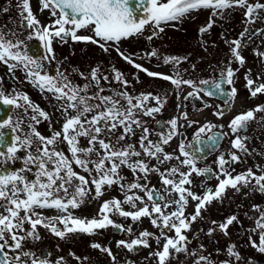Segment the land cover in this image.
Masks as SVG:
<instances>
[{
    "label": "snow or ice",
    "instance_id": "obj_1",
    "mask_svg": "<svg viewBox=\"0 0 264 264\" xmlns=\"http://www.w3.org/2000/svg\"><path fill=\"white\" fill-rule=\"evenodd\" d=\"M41 5L40 10H51L52 16L58 18L52 25H42L34 16L30 7V0H21L18 7L21 9V16L26 21L27 27L35 34L29 35V40L35 38L39 40L46 50L45 60L55 59L53 51V42L56 39L66 41L71 38L73 42H87L97 45L103 51L107 52L115 46L117 53L131 64L134 68L144 72L149 77L160 78L176 86L177 89L181 85L194 87L192 80H183L176 73L175 78L163 73H154L143 68L142 65L134 63L132 59L125 56L119 50V43L122 40L133 36L141 35L146 26H151L154 29L153 35L157 32H163L162 25L169 23L182 22L187 16L199 10H211V15L206 26L201 27V34L208 33L214 26L212 17L224 16L226 12H233L236 9H243L247 23H256L261 20L260 12H264V4L249 3V0H137L135 7L132 5V0H39ZM142 9L143 15L137 16V12ZM7 11V9H5ZM80 30H89L93 36L78 35ZM248 30L245 29V32ZM259 35L260 32L254 33ZM13 35H15L13 33ZM245 33H241L243 37ZM150 36L148 39H152ZM231 52L234 60L239 64L245 63L244 58L240 55L239 49L241 42L234 40L231 42ZM24 45V41L17 39L13 42L12 39L6 38V34L0 31V62L6 64L9 71L21 67L26 70L29 77V82L34 86H38L41 92L52 93L57 101H61L58 111L61 112L64 122L60 131L52 133L51 137L41 135L30 124V133L26 138L21 139L19 136L12 137L11 146L7 147V153L0 151V157H5L8 161H14L18 151L30 149L33 144H36L35 152H28L24 161L25 165H29L22 171L31 172L32 167L36 168L34 179L29 180L25 175L16 172L0 174V264H27L22 257L31 259V264H49L47 259H38L30 252L18 253L12 257L8 255L5 249L17 252L22 248V241L27 238L34 240L40 239L36 232L37 226H43L51 231L53 235L61 239H65L70 234H87L92 235L98 229H106L108 227L116 228L120 231L132 232V228H124L121 224H116L110 218L109 213L118 215L124 218H131L133 222L140 221L142 217L149 218L153 227L160 229V235L148 231L140 233L137 239L130 242L120 240L117 241V247L133 251L134 248L142 246L150 248V240L155 239L157 245L163 240L160 250L150 253L157 259V264H168L172 258V252H186V244L188 243L187 236L184 234L191 230V224L202 217V210L214 200H222L227 190L231 189L235 192H240L242 188H252L255 191L264 193V174L256 175L253 170L249 169L244 173L232 175L227 170L226 165L239 163L240 157L234 153L230 154V159H225L223 155L218 158L219 172L216 179L219 181L215 191L208 189L203 196L197 195L191 190L192 175L204 176L210 173V169H199L196 167L195 154L187 151V148L192 145H185L183 142L179 145V153L184 159L180 160V167H171L167 170V174L159 173L161 176V184L164 191L172 196L175 194L177 198L164 202V197L154 189H147V186L138 183H131L126 187L128 190L140 189L151 201V206L144 203L140 196L126 195L123 201L113 198L105 201L99 208L97 216L99 218H78L71 214L70 209H77L84 202V197L90 192L88 187L91 184L95 190L93 199L101 197L104 192L102 189L120 184L121 189L125 185L121 184L124 177L120 175V168L127 167L134 173L138 169L141 173L148 171L159 172L158 168H150L148 164L142 160L132 161L133 157H140L141 152L137 151L132 144H124L123 141L127 137L135 135V128L142 129V134L139 138L140 147L143 149L144 155L150 158H155L158 163L164 164L172 159L170 154L164 153L161 144L167 145L174 135L177 134V120L171 119L167 122L170 125V130L167 135L161 137L160 143H154L149 140L150 131L142 125V122L137 119V115L152 117L154 113H160L166 101L160 97H153L151 93L142 94L139 97H132L127 92H116L111 96H104L100 93L104 89L99 87L100 77L98 70L92 69L90 76L91 81L95 82L96 91L92 95L88 94V90L93 85L86 83L82 87L74 85L67 76L57 70L55 77L43 73V65L41 62L33 59L26 51L20 49ZM264 57V53H257ZM150 56H155L156 52L152 51ZM14 61L15 63H9ZM163 63H179L175 57H164ZM115 72L114 79L127 86V81L123 74L119 71ZM250 71V70H249ZM236 71L231 67L222 69L221 79L228 85H234V77ZM88 79L87 77H83ZM105 81L108 80L104 76ZM260 79V77H257ZM245 87L248 89L250 96L255 98L258 94H264V83L259 85L249 76L245 75ZM201 85H210V89L200 88L204 96L211 97L219 92L221 95H227L230 99L237 96V89L232 86L230 92L225 93L222 90V84L219 82H210L208 80L199 81ZM195 93H189L188 96H193ZM155 99L157 107H147L146 101ZM188 97H185L187 99ZM196 98L200 97L196 95ZM121 99L126 101V106L121 104ZM136 101L133 103V101ZM21 101L23 103H21ZM98 101V103H92ZM228 103V101H225ZM0 104L4 106H12L16 109L25 108L31 109L33 115L31 120L40 123L39 118L50 122V116L37 105L33 104L27 95L24 94H9L0 90ZM264 112V105H258L255 109H250L247 112L237 114L229 123L228 127L234 135L245 131L249 122L255 120L256 113ZM74 113V114H72ZM218 117L224 114L223 111L215 113ZM135 125V128H133ZM12 127L11 119H4L0 123V129ZM215 127L214 125L205 124L200 127L195 134L196 143H201L200 135L209 132ZM223 127V126H220ZM20 128L19 122L15 127H12L13 132H18ZM122 129L119 132L118 130ZM223 135H227L224 133ZM86 138L88 147H81L79 144L80 138ZM217 136L209 135L208 141L213 144L217 140ZM246 137L235 135L231 141V146L239 152L247 153L244 141ZM66 143L71 159L64 152L58 151L55 148L56 144ZM6 144L5 134L0 133V146ZM17 144L20 147H17ZM97 145L99 150L97 149ZM207 147V144L204 145ZM196 152L201 151L196 148ZM96 159L93 160L92 156ZM162 156V158H161ZM73 164L81 168L85 173H88L91 179H86L84 175L78 174L73 169ZM92 165V168H89ZM182 167H187L188 171H182ZM93 171L95 176H93ZM179 179H175V177ZM223 176V179H220ZM254 182V183H253ZM188 186V187H186ZM191 201H197L195 212L191 216H185V208ZM144 204L143 207L137 208L136 202ZM131 205L135 211H125L122 205ZM175 206L176 210L166 212V209ZM44 210H56V217H43ZM6 213V214H5ZM237 220L236 216L229 217L225 223H221L219 228L227 234V228ZM63 226L62 229L57 228L56 224ZM215 223V222H213ZM25 224L30 225L31 230L25 231ZM256 227L260 230V245L259 251L264 252V215L256 222ZM167 230V231H165ZM18 232H25V235H17ZM167 232H174L175 236L170 237ZM211 233V230H210ZM11 240L13 243H9ZM256 245H254L255 247ZM92 248H101L99 244H92ZM102 251L112 257H115L108 248H103ZM230 255H236L232 248L228 249ZM239 260V256L236 257ZM63 257L59 258L56 264H62ZM200 261H206V258L200 256L196 264ZM210 264V262H207Z\"/></svg>",
    "mask_w": 264,
    "mask_h": 264
},
{
    "label": "rangeland",
    "instance_id": "obj_2",
    "mask_svg": "<svg viewBox=\"0 0 264 264\" xmlns=\"http://www.w3.org/2000/svg\"><path fill=\"white\" fill-rule=\"evenodd\" d=\"M17 1L21 2V0ZM257 2L264 4V0H249V3L252 4ZM14 7L16 8L15 5ZM30 7L36 19L40 21V24L46 25L50 23V18L52 17L51 10L47 9L41 11L39 0H30ZM20 13L21 9L19 12L17 11V16L20 17V23L22 24L24 19ZM58 15L59 14L57 11V16ZM210 15L211 10L194 11L190 13L182 22L162 25L164 31L157 32L156 35H153L154 29L151 26H146V30L141 35L130 37L128 39L122 40L119 43L120 52L132 59L134 63L142 65V67L148 71L154 73H163L165 75L173 76L174 78L176 73H179V77L181 79L192 80L194 87L181 85V87L177 89L176 86L170 83V81L147 76L144 72L139 71L131 64L127 63L125 59H123L117 53L115 46L105 52L97 45L87 42H73L70 38L66 41L56 39V44L52 45L55 59H43L46 56V50L44 49L43 56L37 59V61L41 62L43 65L42 74L55 77L57 75V70H59V72L67 76L74 85L82 87L86 83H91L93 86L88 90L89 95H92L96 91L95 82L91 81L90 73L92 69H97L98 76L100 77L99 87L104 89V91L100 93L101 95L111 96L116 92H127L132 97H139L142 94L151 93L153 97H160L162 100L166 101L160 113H154L152 117H145L143 115H137L136 117L142 122L144 127L146 126L149 129L150 135L148 139L154 143H160L161 137L164 135V133L158 132L155 128L154 122L158 117H164L168 122L173 119L174 116H178L181 109L188 111V107L183 105V100L186 94L196 93L198 95H202L203 97V93L198 91V89L202 87L199 81L208 80L211 82L217 76L221 75L222 69L231 67L236 71L234 85L226 84V88L231 90V87L234 86L237 89V96L230 100L231 112L229 111L230 113L228 115L218 117L215 113L220 112L222 102L220 100L208 98L212 102L210 106L202 107L201 109L196 108V111H191L193 114L189 115L186 120L181 121L187 124L188 120L195 123H200L203 120H209L220 122L221 126L224 127L227 117L232 116L234 118L237 114L247 112L250 109H255L258 105H264V94H258L255 98L250 100L248 98L250 93L245 87L246 74L249 75L256 82V84L260 82L264 83V57H261L257 54L264 53V12H260L261 20L259 22L251 24L246 22L243 9H236L233 12H226L222 18L220 16L212 17L214 20V26L209 30L208 33L201 34L199 29L207 25ZM245 29L248 31L245 32ZM28 30L34 37L35 34L32 32V30L29 28ZM257 31L260 32L259 35L254 34ZM241 33H245V35L241 37ZM78 35L93 36V33L89 30H80ZM24 36L25 37L21 38V40L24 41V44H28L32 40H37L35 38L29 40L27 38L28 33H26ZM150 36L153 38L148 39ZM234 40H239L241 42L242 46L239 49V52L245 61L243 65L236 62L232 56L231 49L234 47V45H232L231 42ZM152 51L156 52L155 56L149 55ZM166 56L170 58H177L179 63H169L165 65L163 63V59ZM9 63L15 62L9 61ZM113 69L123 74L124 79L127 81L126 87L114 79L115 72ZM3 70L11 78L13 76L26 78L22 80L18 79L17 84H20L18 85L19 87L15 90H11L8 95H27L33 104L37 105L41 110L45 111L50 116V122L43 120V118H39L41 122L36 123L35 121L31 120V116L33 115L31 109H27L21 111L23 119H26V121H28V123L34 128L47 133L49 137H51L53 132L60 131L64 122V118L61 112L57 109L62 102L57 101L53 97L52 93L41 92L38 86H34L33 83H30L29 77L26 74V70H23L22 66L14 69L13 71H9L8 66L5 64ZM81 74H83V77H87L88 79L86 80L82 78ZM104 76L108 77L107 81L103 79ZM257 77H260V79H257ZM0 90H2L4 93L6 92V90L1 87ZM135 102L136 101L134 100L133 103ZM21 103L23 102L21 101ZM92 103H98V101H92ZM145 103L147 107L158 106L156 100L151 98ZM121 104L126 106V101L121 99ZM199 112H201L200 116H198ZM263 113L264 112L255 114V116L259 118L261 122H264ZM26 115L29 116V118L26 117ZM133 128H135V125H133ZM251 128L256 134L257 131L253 125H251ZM120 131H122V129L118 130V134ZM141 134L142 129L135 128V135L127 137L122 143L132 144L137 151L141 152V156L133 157L132 161L139 159L148 164L150 168L155 167L159 169V172L148 171L146 173H142L148 175V183L151 181V183L159 184L161 183V180L157 178L158 174H167V170L174 166L180 167L179 161L184 159V157L180 156L179 150H177L175 143L170 141L167 145L161 144L163 152L170 154L173 157H179V160L174 158L171 161L165 162L164 164L158 163L155 158H150L147 155H144L143 149L140 147L138 142ZM235 135H240V132ZM79 144L81 147L89 146L87 139L83 137L80 138ZM17 147L19 148L20 145L17 144ZM55 148L58 151L64 152V154L69 157V159H71V155L68 152V146L66 143L56 144ZM97 149L99 150L98 145ZM186 150L189 151L188 148ZM234 154L240 156V152L236 149L234 150ZM92 159L95 160L96 157L93 155ZM89 168H92V165H89ZM73 169L74 171H83L75 164H73ZM181 170L188 171V168L182 167ZM260 171H264V162H261ZM14 172L20 174V171ZM119 172L120 175L124 177V180L121 181V183L130 184L135 183V180L138 179L141 174L138 169L134 173L131 169L123 166L120 168ZM94 174L95 172L93 171V175ZM175 179L178 180L179 177L177 176ZM118 185L119 184L113 185L110 188L105 186L102 191L104 192L106 190L107 192L101 197L95 199L92 202V207H96L98 204L101 206L103 204L102 202H99V199L112 200L115 198L119 200V198L113 193L117 190ZM205 189L208 190L210 188L208 186H204L203 190ZM161 190L163 195L166 196L167 193L164 191V188H161ZM135 194L143 196L144 192L137 188L135 189ZM174 198L176 197L174 196ZM243 199L244 205L242 207L240 206V203H238V198H236V202L228 209L226 205L220 203L219 200H214L212 203H210L220 204L227 210V212L224 210L223 215L217 219L214 217L213 209L211 225H216L218 227L220 247L224 246V239L227 242L230 241L233 233L240 234L239 232L245 231L244 233L248 236L250 242L253 245H256L255 247L259 248L260 231H258V233L255 235L253 229L255 223H253V220L249 218V216L256 217L258 215V209L253 208L252 205L247 202L246 198ZM262 210V215H264V204ZM2 211L3 210L0 209V212ZM222 211L223 210H221L219 207L218 212L220 213ZM226 215H228L227 218ZM232 216H236L237 220L232 225L228 226V237H223L222 239L221 236L226 234L220 230L219 225L224 223V220H227ZM56 227L60 229L63 228V226L59 223L56 224ZM24 228L25 231L31 230L30 225L27 224H25ZM98 230L102 231V229ZM47 231L50 230H44V235L48 233ZM24 241V244L27 245V241ZM18 253H22V249H20Z\"/></svg>",
    "mask_w": 264,
    "mask_h": 264
},
{
    "label": "flooded vegetation",
    "instance_id": "obj_3",
    "mask_svg": "<svg viewBox=\"0 0 264 264\" xmlns=\"http://www.w3.org/2000/svg\"><path fill=\"white\" fill-rule=\"evenodd\" d=\"M20 2L17 0H0V31L6 34V38L12 39L15 42L17 39L25 37L26 33L28 36L30 34L26 21L20 23V17L17 16V11H20L18 5ZM16 6V8L14 7ZM7 9V11H5ZM53 18H57V16H53ZM52 19V18H51ZM21 24V25H20ZM13 33L15 35H13ZM36 40L30 41L28 44H24L21 47V51L26 50L29 44L35 42ZM1 71V67H0ZM10 77L6 75L5 72H0V87L6 89L5 93H9L11 90H15L18 85L15 83H11ZM252 99V97H249ZM205 101L202 97L197 100V103H201ZM212 104L211 101L207 102V105L210 106ZM185 105L188 107V111L181 109L179 111L178 116H174L177 120L180 119L181 124H177V134L173 136L171 139L178 147L183 142L185 145H192L195 139V134L198 129L205 124L214 125L209 132L208 130L205 133L200 135L201 144L204 146L207 144V147L204 146V149L201 151L202 156L195 157L196 167L199 169H210L211 172L205 174L204 176H197L195 174L192 175V186L191 190L197 195L203 196L204 192L207 190H203L204 186H208L212 191H215V188L218 184V180L216 179V175L219 172L218 167V158L223 155L224 158L230 159V154L234 153V150L231 146V141L234 139V134L231 133L228 125L230 121L233 119L232 116L227 117L225 120L224 127H220V122L203 120L200 123L195 122H181L189 117V115L193 114L191 111H196L194 107V100L192 98L187 99V103ZM230 99L228 103H223L220 107V111H223L224 115H228L231 112L230 108ZM201 109V108H200ZM26 110L25 108L16 109L13 113L8 117V119L12 120V127H15L16 123L19 122L20 128L18 132H13L12 127L4 128L8 131L12 130L13 136H19L21 139L26 138L27 134L30 133L31 129L29 128V123L26 119H23L21 111ZM230 111V112H229ZM174 112V111H172ZM264 114V113H263ZM28 115V114H27ZM26 115V116H27ZM201 115V112H200ZM25 117V114H24ZM2 123V122H0ZM166 122L163 120L161 123L162 127H165ZM251 125L254 126L257 133L255 134L252 131ZM0 129V133L2 130ZM36 129V128H35ZM170 130V125L166 127V129H162L160 131H164L165 135L168 134ZM41 135L45 137H49L47 133L36 129ZM216 132L221 133L220 142L217 147L211 151L207 152L209 149L208 139L209 135H215ZM241 137H246L244 141L245 147L247 148V153H242L240 157L239 163H232L230 166L226 165L225 167L229 172L232 173L233 176L236 174L244 173L247 170L251 169L258 176L264 174V171H260L261 162H264V122H261L259 118L255 117V120L248 123L245 131H241ZM227 133V135H223ZM196 141V140H195ZM36 144H33L30 149H23L18 151L16 154V159L14 161H8L5 157H0V169L4 167L8 168V173L14 171H20V174L25 175L29 180L34 179V173L36 168L32 167L31 172L22 171L29 165H25L24 161L27 157L28 152H35ZM190 153L192 147L189 148ZM7 153V150L4 152ZM19 155V156H18ZM80 175H84L86 179H91L88 173L84 171H76ZM223 176H220V179H223ZM142 183H136L144 186L146 185L148 189H154L160 193L161 196L164 197L163 201H160L162 204L164 202L170 201L174 199L175 195L166 196L163 195L161 188H164L161 183H148L147 176H144L141 180ZM254 183V182H253ZM125 185V188L122 190L120 184L117 186V190L114 191V195L119 198V200L123 201L126 195H136L135 189L128 190L126 187L130 183H121ZM90 192L87 196L84 197V202L77 209H70L69 211L75 217L79 218H89L93 214L92 210V202L93 197L95 196V190L93 187V194L91 191V184L88 185ZM188 187V186H186ZM107 191L105 190L104 193ZM142 196V195H136ZM176 197V196H175ZM177 198V197H176ZM236 198H238V203L242 207L244 205V199H247V202L252 205L253 208L258 209V215L256 217H251L255 226H253L255 235L260 231L256 227V222L260 219L263 213V204H264V193L259 191H255L252 188H242L240 192H235L231 189L227 190L225 196L222 200H219L220 203L225 204L227 209L236 202ZM144 203L151 206V201L148 200L147 196H142ZM99 199V202L104 203L108 201L107 199ZM197 201H191L189 198V205L185 208V216H191L195 212ZM137 208L143 207L144 204H141L139 201L136 202ZM101 206L98 204L96 209V215L99 212V208ZM123 210L125 211H135L132 206L122 205ZM219 207L222 212H218ZM213 209H214V217L218 219L224 213V210L227 212L225 208H223L220 204H208L207 207L202 210V217L198 218L196 222L191 224V230L185 232L184 234L187 236L188 243L186 244V252L175 253L172 252V258L168 262V264H196L199 260L200 256L206 258V261H200V264H252V262H256L257 264H264V252H260L259 248L254 247V245L250 242L247 235H245V231L239 232L240 234L233 233L230 241L227 242L224 239V246H219V236H218V227L216 225H211V220L213 218ZM176 207L173 206L169 209H166V212L175 211ZM58 215H64V213H58L56 210H44L42 212V216L47 217H56ZM110 218L114 220L116 224H121L124 228L131 227L132 232L128 233L127 231H120L113 227H108L106 229H102V231H95L92 235L87 234H70L65 239H61L53 235L50 231L44 235V230H48L43 226H37L36 232L40 236V239L34 240L32 238H27V245L24 244L25 241H22V252H30L34 254L35 258L38 259H47L49 264H56V260L63 257L62 264H157V259L154 256H150V253L160 250L163 244V240L160 241V245L158 246L155 239H151L149 242L151 244L150 248H144L142 246L134 248L133 251H128L122 247H117V241L124 240L130 242L133 239H137L141 232L148 231L150 233L155 234V236L160 235V229L153 227L149 218L142 217L140 221L133 222L131 218H124L118 215H114L109 213ZM98 217V216H97ZM99 218V217H98ZM211 230V233H210ZM167 231V230H165ZM17 235H25V232H18ZM167 235L170 237H174V232H167ZM227 238L228 233L226 235H222ZM237 240V241H236ZM3 242V241H2ZM9 243H13L9 240ZM99 244L101 248H92V244ZM232 248L233 252L236 255H230L228 249ZM103 248H108L111 250L113 256L115 257V261H113L112 257L108 256L107 253L102 251ZM8 252L10 257L18 254L17 252H11L9 249H5ZM237 256H239V260H237ZM27 262V264H31L30 258L24 257L22 258Z\"/></svg>",
    "mask_w": 264,
    "mask_h": 264
},
{
    "label": "water",
    "instance_id": "obj_4",
    "mask_svg": "<svg viewBox=\"0 0 264 264\" xmlns=\"http://www.w3.org/2000/svg\"><path fill=\"white\" fill-rule=\"evenodd\" d=\"M136 2H137V0H132V5H133V7H135V5H136ZM143 15V11H142V9L140 10V11H138L137 12V16H142ZM38 49V48H37ZM36 49V50H37ZM219 83H221L222 85H223V82L220 80L219 81ZM205 89H210V88H208V86H206L205 87ZM8 106H4V105H2V104H0V116H1V113H3V111H4V108H7ZM12 142V141H11ZM10 142V143H11ZM10 143H8V144H10ZM195 150H196V148H195Z\"/></svg>",
    "mask_w": 264,
    "mask_h": 264
},
{
    "label": "bare ground",
    "instance_id": "obj_5",
    "mask_svg": "<svg viewBox=\"0 0 264 264\" xmlns=\"http://www.w3.org/2000/svg\"><path fill=\"white\" fill-rule=\"evenodd\" d=\"M200 115V114H199Z\"/></svg>",
    "mask_w": 264,
    "mask_h": 264
}]
</instances>
